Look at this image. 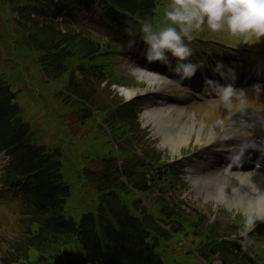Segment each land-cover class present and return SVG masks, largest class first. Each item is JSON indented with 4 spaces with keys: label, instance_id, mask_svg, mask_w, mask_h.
Wrapping results in <instances>:
<instances>
[{
    "label": "trees",
    "instance_id": "16d2710c",
    "mask_svg": "<svg viewBox=\"0 0 264 264\" xmlns=\"http://www.w3.org/2000/svg\"><path fill=\"white\" fill-rule=\"evenodd\" d=\"M1 1L7 2L8 9L16 14L14 18H10L9 12H6L4 17L21 26L23 42L29 46L30 51L32 49L38 52L36 62L39 71L54 80L66 78L57 93L63 94L67 102L70 101L78 106L83 111V117L91 116L95 109L104 110L101 120L113 131L111 134L113 144L120 148V153L125 159L120 168L115 159L105 161L102 169L84 168L77 177L84 181L91 180L95 184L93 185L94 193L88 196L84 189L79 203L73 208V213L67 212L66 205L69 203L67 199L72 197V187L64 174V156L60 147L47 149L37 146L31 142L34 134L26 135L27 127L23 124L17 125V130L22 134V141L15 161L27 168H29L28 163L45 164L43 167L46 170L54 172V180L47 190L40 194L33 192L30 195L32 200L38 201L41 208L26 214L22 211V215L27 217L30 224H36L32 227L33 230H30L31 235L17 236L6 241L7 246L3 247L2 252L8 254L13 260L18 259L17 264H51L50 258L52 260L57 258L59 249L78 243L84 250L89 246L80 257L84 258L81 264H162L161 256L154 249L160 239H170L169 231L149 214H143L141 217L135 213L131 214L127 206L119 205L122 202L117 198L121 195L124 199H137V194L129 185L133 184L137 189L143 190L146 184L144 175L135 173L137 168L160 159L154 147L140 150L142 155H138L134 149L123 147V144L130 145L129 142L133 136L139 139L141 137L138 135L141 128L137 119L139 110L137 99L109 109L101 107L92 97L94 84L91 78L93 76L87 66V61L93 60L99 52V40L80 38L78 33L61 31L57 23L37 17L35 13L37 8L31 5L29 0ZM111 1L137 18L151 21L157 19V15L164 14L163 6H166L168 2L167 0ZM53 6L56 8L57 4L53 3ZM70 59H78L79 62L75 65ZM17 65V63H7V67L12 72L9 78H13L14 74L22 73ZM92 73L99 77L96 71L93 70ZM1 80L2 76H0V122L2 120L9 122L12 115H18V109L15 107L17 104L12 102L16 95ZM23 170L25 169L22 168ZM15 173H17L16 170H12L8 179H11ZM119 174L128 177L129 183L120 180ZM88 189L90 192L92 188ZM89 202L97 204L91 209ZM165 205L169 209L167 216L177 213L173 210L174 208H171L173 205L169 207L167 203H164L163 206ZM176 207L179 208L178 204ZM143 211H146V207H143ZM197 214L199 220L195 223L196 228L198 231L204 228L206 232L205 241L198 245L202 256L207 259L217 257L222 264H253L255 262V256L245 254L241 245L235 239H230L229 235L232 231L228 230L234 229L235 225L218 229L219 223L216 220L205 221L203 215ZM171 223V231L178 232L176 230H180V225L175 221ZM97 228L98 235H96ZM27 230L28 226L25 232ZM239 231L235 230V232ZM255 241L249 244V247L255 249L257 255H260L263 252Z\"/></svg>",
    "mask_w": 264,
    "mask_h": 264
},
{
    "label": "rangeland",
    "instance_id": "374dc122",
    "mask_svg": "<svg viewBox=\"0 0 264 264\" xmlns=\"http://www.w3.org/2000/svg\"><path fill=\"white\" fill-rule=\"evenodd\" d=\"M173 2L174 0H170V3L167 2L166 6H163L165 10L167 6ZM0 9L4 15L6 12H9L12 18V12L8 11V7L3 3H0ZM99 11L100 8H96V10L91 9L85 14V18L100 24L97 18V15L100 14ZM78 12L82 14L86 13L81 10H78ZM156 18L165 20L164 14L161 16L157 15ZM4 20L8 22V29H3L0 25L5 33V38L2 36L0 37V44L7 46L16 42L20 33L17 27L10 23L7 18H4ZM60 27L62 29L67 28V26ZM96 30L104 36H107L104 31L99 29ZM209 30L210 29L205 23L202 28L195 30L196 34L193 40L186 42L190 44L193 50L197 49L198 53L202 48L212 49L211 44L217 43V36L213 34L212 30H210L211 34H208ZM67 31L78 33L80 35L78 37L80 38L96 39L92 34H89L87 30H82L78 27H71V29ZM225 32L231 34L227 29ZM248 36L249 35H247L246 38L244 35L243 39L245 43L247 42V45L243 48L245 51L254 50L250 42H255V38H259L258 35H252L254 37L251 38ZM126 45H128V47ZM126 45L119 54V61L114 63V67H112L113 70L107 73L105 72V79H100L95 81V83L94 80L96 79L91 78L94 84L93 99L97 101L101 107L109 109L123 99L124 95L121 93L122 87H133L139 88L140 90L141 88H145L143 92H136L140 94L141 97L140 105L159 106L164 104L174 106L177 104L180 107L179 103L170 101L169 97L175 96L177 98L187 99V84L179 83L176 77L168 75L165 71L160 72L159 68H163L160 65L148 68V65L136 62L133 59V55L125 50V48L132 49L136 47L137 44L127 42ZM233 52L236 51L233 50ZM8 55L18 62L17 66L22 72L14 74L13 78H11L13 81L11 82L15 83L17 86L19 82L21 83L20 87H22V89L16 87L15 91L22 104V108H25V114L29 117L31 115V118L37 120L38 125L42 127L43 131L40 134V139H42L43 143L52 145L57 142V144L63 148L64 153L68 155V157L66 156L69 158L68 162L73 159L75 166L82 165L83 163V165L90 167L96 166L98 168V165L102 163L101 157L105 158L117 152L111 141V134L113 131L101 120L104 110H99L98 112H93L91 116L83 117V111L79 109L78 106L73 105L70 101L67 102L63 94L57 93V90L66 81L65 77L54 80L43 75L37 68L34 54L23 48V46L21 47V45L16 48H8ZM260 57L264 58V55L255 54V58ZM235 59L237 61L240 60V64H249L253 61V58H245L244 55ZM70 60L75 65L79 62L78 59ZM137 70H148L159 73L162 77L160 84L147 85L145 80L137 78ZM230 73L231 67L228 70V76H230ZM3 75L6 77L5 71H3ZM8 76L11 77V74L8 73ZM208 91V95H212L210 93L211 90L209 89ZM159 92L165 94L164 96L168 98H160L158 95ZM24 93L32 95V97L35 98V102H29ZM156 100H163L164 102L158 104ZM241 105L245 108L244 111H241ZM185 109L193 112L196 120V129H198L202 123V139L200 142L196 140V135L193 134L186 143L181 144L178 151L179 153H172L166 144L161 143V136L166 129L165 125H163L164 127L158 132L155 124L152 123L153 121H150L140 124L141 130L138 134L141 136H139L140 139L133 136L129 142L130 145L123 144V147L127 149H134L138 155H142L140 150L154 147L155 153L160 156L158 164H155V166L152 167L153 169L148 171V177L152 183L150 191L147 192L149 193V199H141L140 202H135L133 206L136 204L139 208L140 205L143 204L149 207L146 210L147 213L155 214L158 209V205L155 204V199H161V195H168L169 199L178 202L179 199H182L184 206L182 205V209L178 211V213L180 212L178 222L181 224L182 231L175 235L181 242L179 243L177 239H175V243L172 240L160 241L155 251L160 252V256L163 258V264H180V261L186 264H215L214 259H210L212 262H209V260H202L196 253L197 248L192 249L193 245L195 246L197 243L201 244L205 240V236L201 234L205 232L204 228L196 233L194 232L195 223L199 220L197 213L203 215L205 221H209V216L212 220H216L219 223L218 229L227 227L226 224L228 222L229 224L234 223L237 225L235 229L231 228L229 232L246 228V226L247 229H249L252 225L255 226L259 222H263L264 214L255 215L254 212L248 214L244 209L234 207L230 204L225 206L216 201L214 197L199 193L195 190L194 184L192 185V179H186V174L188 173L179 175L177 167L173 164L179 166L183 158H187L191 161V152L198 151L200 147L205 145V140L209 132L214 130L216 139L217 135L222 132L223 127H226L231 119L239 117L246 112V110H258V114L261 113V115L264 116V97H258V95L250 89L246 91L240 90L232 92L227 99L223 96H203L197 99V101L193 100V98H189L186 101ZM142 110L144 109H141V111ZM140 121L142 122L141 118ZM237 129L240 130V126H238ZM238 135L239 131L234 134V137H238ZM249 135H252V133H249ZM217 142L220 143L218 140ZM118 150H120V148ZM211 161L212 165H214V159ZM192 162H194V160H192ZM167 164H170L168 168L166 167ZM203 167H205V165ZM74 169L75 167H73V170L68 169L70 176L73 174ZM200 169L203 168H194V175H197V170ZM254 170L256 172L258 171L257 168H254ZM176 186L178 191L176 190ZM80 187L81 185L77 186L75 190L76 194H81ZM90 193H94V191ZM90 193L87 187L86 194L90 196ZM142 198H144V195ZM79 199L80 195L79 197L70 199V205L74 207L79 203ZM8 200L9 198L7 199L5 196L0 197V219L5 221V226L7 228H11L15 223L13 222L14 218H16L12 210V207L15 205L14 202L11 203ZM151 202L153 203L152 207ZM254 234L257 235L258 238L257 245H260V250L264 253V226H258V230L256 229ZM0 246H5V244L0 242ZM1 254L2 256L5 255L2 251ZM262 255L264 256V254ZM261 258L263 257L261 256Z\"/></svg>",
    "mask_w": 264,
    "mask_h": 264
},
{
    "label": "bare ground",
    "instance_id": "6f19581e",
    "mask_svg": "<svg viewBox=\"0 0 264 264\" xmlns=\"http://www.w3.org/2000/svg\"><path fill=\"white\" fill-rule=\"evenodd\" d=\"M259 66L264 70V64L260 63ZM136 76L138 79L146 81L147 85L160 84L161 76L152 71L148 70H137ZM257 76V74L255 75ZM254 76V77H255ZM251 78V82L257 84L255 78ZM145 88H133V87H123L122 93L125 97L131 96L137 91L143 92ZM143 122H150L155 124L157 131L160 132L163 125L166 129L163 131L161 136V143L166 144L172 153H179V148L181 144L186 143L187 140L191 138L194 134L196 135V140L201 141V128L202 123L198 129L195 128V117L193 112L185 110L179 106L172 105H159V106H145L142 113ZM234 121H242L239 119H233ZM228 127H223L222 132L217 136V139L221 143L217 142L215 139L214 130L209 132L205 140V145L200 147V154L195 157V163L189 164L192 167V179L195 190L205 196H212L218 202L223 204H230L234 207L244 209L246 213L254 212L255 215L264 214V173L262 171L254 172L249 169L245 171L239 169H218L216 170L212 167L207 159L217 152H221L228 156L227 152L231 154L232 149L228 146L234 144L230 141V135L233 134V125L238 124L233 123ZM261 131L264 130V121L260 119ZM241 136H246V133L252 132L248 130L247 127H241L239 130ZM264 133V132H263ZM260 136V135H259ZM258 136V137H259ZM261 142V141H259ZM247 145L248 140L245 142ZM263 143V142H261ZM264 144V143H263ZM260 153H256L259 160L264 161V149H260ZM245 152V151H244ZM258 152V151H257ZM248 156H245L246 160L250 159L251 153L245 152ZM203 161L205 163H203ZM254 161V160H253ZM203 168L198 170L197 175H194V167ZM208 163V164H207ZM205 165V167H203ZM240 206V207H239Z\"/></svg>",
    "mask_w": 264,
    "mask_h": 264
},
{
    "label": "clouds",
    "instance_id": "9594fccd",
    "mask_svg": "<svg viewBox=\"0 0 264 264\" xmlns=\"http://www.w3.org/2000/svg\"><path fill=\"white\" fill-rule=\"evenodd\" d=\"M167 23L154 25L151 20L141 24V38L146 44L143 55L148 61H160L171 66L181 78H190L201 62H192L193 48L186 41L193 40L195 30L206 23L212 31L225 28L232 34L264 36V0H174L164 12ZM134 44L135 41H130ZM171 57H175L173 64ZM219 62L217 71L224 68ZM209 84L218 82L208 78ZM227 99L230 86L219 85Z\"/></svg>",
    "mask_w": 264,
    "mask_h": 264
}]
</instances>
